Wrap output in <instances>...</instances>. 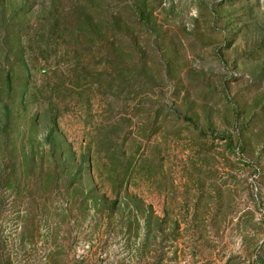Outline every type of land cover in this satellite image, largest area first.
Returning a JSON list of instances; mask_svg holds the SVG:
<instances>
[{"label": "rangeland", "instance_id": "1", "mask_svg": "<svg viewBox=\"0 0 264 264\" xmlns=\"http://www.w3.org/2000/svg\"><path fill=\"white\" fill-rule=\"evenodd\" d=\"M0 264H264V0H0Z\"/></svg>", "mask_w": 264, "mask_h": 264}]
</instances>
